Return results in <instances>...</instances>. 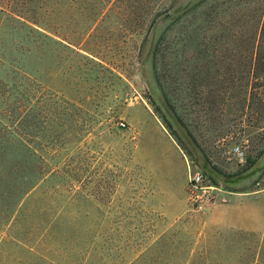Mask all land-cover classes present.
Wrapping results in <instances>:
<instances>
[{"label": "rangeland", "instance_id": "1", "mask_svg": "<svg viewBox=\"0 0 264 264\" xmlns=\"http://www.w3.org/2000/svg\"><path fill=\"white\" fill-rule=\"evenodd\" d=\"M0 143V264H264V0H0Z\"/></svg>", "mask_w": 264, "mask_h": 264}, {"label": "trees", "instance_id": "2", "mask_svg": "<svg viewBox=\"0 0 264 264\" xmlns=\"http://www.w3.org/2000/svg\"><path fill=\"white\" fill-rule=\"evenodd\" d=\"M163 99L168 107H173L167 102L166 98ZM54 105L62 109L71 106L66 101L56 97ZM77 111L81 110L77 109ZM15 143L17 146L21 145V147H25L23 140L18 137ZM1 147L2 145L0 148ZM48 166L49 165H47L42 157H36L34 154L31 160L24 161L22 157L20 158L17 151L5 152V154L1 153L0 170L5 172L6 183L0 188V199L5 201L6 209L8 208L10 210L15 206L19 207L21 202L36 189L38 184L43 181L47 175L53 173Z\"/></svg>", "mask_w": 264, "mask_h": 264}, {"label": "built area", "instance_id": "3", "mask_svg": "<svg viewBox=\"0 0 264 264\" xmlns=\"http://www.w3.org/2000/svg\"><path fill=\"white\" fill-rule=\"evenodd\" d=\"M189 185L190 188L192 190V193H194L196 198H199V191H204V195H202V197L204 198V201L206 204H212V195L210 194L209 189H205L207 187H204L202 185V177L199 173H195L193 175H190V179H189Z\"/></svg>", "mask_w": 264, "mask_h": 264}]
</instances>
